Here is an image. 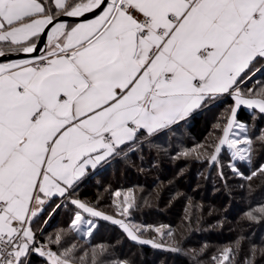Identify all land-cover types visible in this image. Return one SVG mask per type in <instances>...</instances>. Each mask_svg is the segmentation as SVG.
<instances>
[{
	"label": "snow or ice",
	"instance_id": "obj_1",
	"mask_svg": "<svg viewBox=\"0 0 264 264\" xmlns=\"http://www.w3.org/2000/svg\"><path fill=\"white\" fill-rule=\"evenodd\" d=\"M97 9L91 20L57 22ZM42 35L46 54L0 63V264H29L34 252L48 264H73L75 246L57 254L37 244L32 227L57 196L78 209L76 232L96 228L88 213L159 247L72 193L90 167L219 95L232 96L234 106L211 159L225 144L234 157L250 159L252 140L230 133L245 129L236 121L241 106L264 114V87H240L264 62V0H0V57L36 53ZM133 203L124 195L120 214ZM232 258V249L214 257L216 264Z\"/></svg>",
	"mask_w": 264,
	"mask_h": 264
},
{
	"label": "trees",
	"instance_id": "obj_2",
	"mask_svg": "<svg viewBox=\"0 0 264 264\" xmlns=\"http://www.w3.org/2000/svg\"><path fill=\"white\" fill-rule=\"evenodd\" d=\"M260 83L253 77L240 86L245 92L257 90ZM233 105L232 96L217 97L181 123L142 136L136 148L121 152L72 193L97 211L122 219L115 193L131 190L128 220L141 227L139 235L164 249L135 243L106 220H98L89 239L82 237L71 227L78 209L69 200L61 202L64 198L53 199L33 221L38 243L57 254L75 246L69 257L73 264H216L214 257L225 249L233 251L228 264H264V172L259 171L264 164V114L244 106L237 111L236 121L252 128L251 163L237 164L241 175L230 167L225 147L216 161L211 159ZM156 229H165L163 235ZM57 234L61 242L51 243ZM28 261L48 264L35 252Z\"/></svg>",
	"mask_w": 264,
	"mask_h": 264
},
{
	"label": "rangeland",
	"instance_id": "obj_3",
	"mask_svg": "<svg viewBox=\"0 0 264 264\" xmlns=\"http://www.w3.org/2000/svg\"><path fill=\"white\" fill-rule=\"evenodd\" d=\"M260 69H261V71H259V72H256L255 73V75H252L251 76V78H253V77H258V80H260V82H264V63H262L261 64V67H259ZM243 85V84H242ZM241 87V86H240ZM261 87H264V83L261 85V83L259 84V87H258V91H259V89L261 88ZM241 90L243 91L244 89L243 88H241ZM245 93H247V91H245ZM218 101V100H217ZM234 106V105H233ZM232 106V107H233ZM230 115H231V110H230ZM229 115V116H230ZM239 124H243L244 126H245V129L243 130V131H241V129L240 128H238V127H234L233 129H232V132L230 133V138H236L237 136H239L240 138H244L245 136L246 137H248L249 138V134H250V130H252V128H250V127H248V125L247 124H245V123H241V122H239V121H237ZM250 139V138H249ZM137 145L138 144H135V145H133V146H131V148H129L128 150H132V149H134V148H136L137 147ZM243 146V145H242ZM223 147H225L226 148V151H228V153H229V155L231 156V163H230V167L232 168V170H233V168H235V173H237V174H239V175H241V172H240V170L237 168V164L238 163H241V162H243V163H246V164H250L251 163V157H252V154H251V157H250V159H245V160H240L238 157H234L233 156V149H229L228 148V146L225 144V145H223V146H221V149L223 148ZM116 158V157H115ZM114 158V159H115ZM264 165V164H263ZM117 192H120L121 193V195L118 197V196H116L115 195V200H117L118 202H120L121 203V205L123 204V198H124V195H128V194H130L131 195V197H133V193H132V191L131 190H127V191H125V190H121V191H117ZM116 192V193H117ZM115 193V194H116ZM71 199H76L74 196H71ZM63 201H65V199L64 200H62L61 202H63ZM102 213V212H101ZM104 214V213H103ZM82 215L84 216V218L85 219H91V220H93L94 222H95V224H96V227H97V225H98V220H104V219H102V218H92L91 216H89V215H87V214H84V213H82ZM104 215H106V214H104ZM107 216H109V215H107ZM128 214H124V218H115V217H113V219H116V220H122V221H124V223H126V224H128L129 226H135L134 224H132L129 220H128ZM112 217V216H111ZM106 221H108V222H110V223H113L111 220H106ZM114 224V223H113ZM116 225H118V224H116ZM122 230H123V228L120 226V225H118ZM136 228H139V231L136 233L137 235H138V237H139V239L140 240H148V241H153L155 244H157V245H160L159 247H155V246H153V243H140L139 241H137V240H132L128 235V237L133 241V242H135V243H139V244H142V245H146V246H150V247H154V248H156V249H164L165 247H163L160 243H157L156 242V240H154V239H150V238H146V237H143V236H141V235H139V232H140V230H141V227L140 226H135ZM95 229H93V231H94ZM164 230L165 229H160V232H158V235L159 236H162L161 235V233H164ZM86 231H87V226L86 225H84V226H82L81 227V230H80V232H77L79 235H81L82 237H84V238H86V239H89L90 237H91V235H85V233H86ZM93 231H92V233H93ZM124 231V230H123ZM125 232V231H124ZM126 233V232H125ZM127 234V233H126ZM39 244V243H38ZM48 248V247H47ZM49 249V248H48ZM51 250V249H50ZM45 258V257H44ZM120 264H128V263H126V262H121Z\"/></svg>",
	"mask_w": 264,
	"mask_h": 264
},
{
	"label": "water",
	"instance_id": "obj_4",
	"mask_svg": "<svg viewBox=\"0 0 264 264\" xmlns=\"http://www.w3.org/2000/svg\"><path fill=\"white\" fill-rule=\"evenodd\" d=\"M100 11H101L100 9H97L93 13H86L83 17L60 16L58 18L57 22H64V23L84 22V21L91 20V19L95 18V16L98 15L100 13ZM46 43H47V37L45 35H42L41 38L38 39V41H37L38 51L36 53H33V54L9 53L6 57H0V63L12 61V60H19V59H30V58H33L35 56L42 55L45 51Z\"/></svg>",
	"mask_w": 264,
	"mask_h": 264
},
{
	"label": "crops",
	"instance_id": "obj_5",
	"mask_svg": "<svg viewBox=\"0 0 264 264\" xmlns=\"http://www.w3.org/2000/svg\"><path fill=\"white\" fill-rule=\"evenodd\" d=\"M77 23H81V22H69V23H66L67 25H69V26H72V25H75V24H77ZM38 41V40H37ZM37 41H36V43H37ZM0 43H2V42H0ZM48 42L46 43V46H45V51H44V53L43 54H46V49L48 48ZM30 59H32V58H30ZM20 60V59H19ZM12 61H16V60H12ZM7 62H10V61H7ZM1 63H6V62H1ZM225 95H228L227 93H225V94H222V95H219V96H217V97H222V96H225ZM217 97H215V98H217ZM214 98V99H215ZM203 106H204V104L201 106V108H199V109H197V110H195L188 118H190L191 116H193L194 114H196L197 112H199L202 108H203ZM187 118V119H188ZM186 120V119H185ZM182 121H184V120H182ZM182 121H180V122H178L177 124H179V123H181ZM177 124H174V125H172V126H175V125H177ZM172 126H170L169 128H171ZM169 128H167V129H169ZM167 129H165V130H167ZM165 130H162V131H160V132H158V133H161V132H163V131H165ZM158 133H155L154 135H156V134H158ZM144 136H148V135H144ZM151 136H153V135H151ZM136 143V142H135ZM135 143H130L128 146H126L124 149H123V151H125V150H128L129 148H131V146H133ZM122 151V152H123ZM121 154V153H120ZM116 156H118V155H116ZM116 156H114V157H110L106 162H103V163H101L100 165H98L96 168H89L88 169V171H87V173H86V175H85V177L84 178H82V180L77 184V186L84 180V179H86V177H88L89 175H91V174H93V173H95V172H97L99 169H101L102 167H104V166H106V165H108L110 162H112L113 160H114V158L116 157ZM76 186V187H77ZM75 187V188H76ZM56 198H58V199H62L61 197H53L50 201H48L46 204H45V206H44V208H43V210L38 214V216L36 217V218H34V220L35 219H37L44 211H45V209H46V206L53 200V199H56ZM84 214H87V215H89L88 213H84ZM90 216V215H89ZM92 217V216H91ZM92 218H101V217H92ZM33 220V221H34ZM36 234V233H35ZM36 240H37V237H36ZM38 244V243H37ZM38 245H41V244H38ZM46 258V257H45ZM47 259V258H46Z\"/></svg>",
	"mask_w": 264,
	"mask_h": 264
},
{
	"label": "built area",
	"instance_id": "obj_6",
	"mask_svg": "<svg viewBox=\"0 0 264 264\" xmlns=\"http://www.w3.org/2000/svg\"><path fill=\"white\" fill-rule=\"evenodd\" d=\"M37 243H38V240H37Z\"/></svg>",
	"mask_w": 264,
	"mask_h": 264
}]
</instances>
